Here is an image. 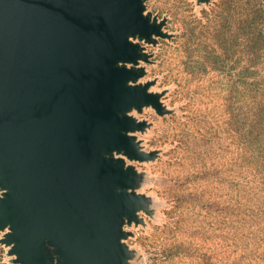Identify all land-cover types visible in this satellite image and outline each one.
<instances>
[{"label":"water","instance_id":"obj_1","mask_svg":"<svg viewBox=\"0 0 264 264\" xmlns=\"http://www.w3.org/2000/svg\"><path fill=\"white\" fill-rule=\"evenodd\" d=\"M141 0H0V228L25 264H50L45 238L64 264H119L133 195L123 164L105 153L143 159L122 115L157 104L136 70L117 67L141 54L160 24Z\"/></svg>","mask_w":264,"mask_h":264},{"label":"trees","instance_id":"obj_2","mask_svg":"<svg viewBox=\"0 0 264 264\" xmlns=\"http://www.w3.org/2000/svg\"><path fill=\"white\" fill-rule=\"evenodd\" d=\"M175 45L159 60L185 104L149 264H264V0H216Z\"/></svg>","mask_w":264,"mask_h":264},{"label":"rangeland","instance_id":"obj_3","mask_svg":"<svg viewBox=\"0 0 264 264\" xmlns=\"http://www.w3.org/2000/svg\"><path fill=\"white\" fill-rule=\"evenodd\" d=\"M215 1L216 0H200V2L208 3L207 8L201 9V13L207 11ZM142 2L144 5L143 13L145 12L146 16L150 17V21H156L160 24V34H155L158 36V39L156 41L151 38L147 39L149 43H152L153 45L157 44L158 48L148 47L147 55H141L132 63L135 64L140 59L145 60L150 66L149 75L152 77V80L148 85L144 86L149 87L159 81V87L163 89L166 85H169V83L165 82L163 78L164 74L167 73V70L165 69L167 66H165V71H163L164 69L160 65L159 59L165 54L174 57L172 54V52H174L172 48L176 46L175 40H179V36L182 35L184 22H189L198 17L193 12L194 5L190 0H142ZM131 36L135 37L134 35ZM142 51L143 49L138 47V52L140 54ZM168 67H171V65ZM138 73L136 79L145 75L143 69L139 70ZM172 85L174 84L172 83ZM136 87H139V85ZM161 95H163L162 98L165 102L170 105L171 111L164 109L159 101L157 104L150 103L155 107L158 114L147 113L146 116L142 118H146L148 124L143 122L144 126L141 129H138L141 131L146 127L150 129L149 136L151 139L149 140L148 148L151 151V154L148 156L143 155V159H133L136 160L133 162V166L139 170V175L131 167L125 170L123 165L126 179L122 190L128 192L129 189H135L137 187L142 188V195H144V197L136 196L134 191L130 193L133 195L131 208L135 210V213L140 209H143L146 212L141 217V221L137 219L136 215L133 218L127 216L123 218V223L127 220L129 223L136 222L139 225L137 228H132L129 233H124L121 230L123 236L119 240V247L121 250L119 264H126L127 260L132 258V255L135 257V264H149V253L145 249V237L153 233L156 227L161 226L166 221L164 210L167 208L168 204L165 194L172 184L171 175H174L173 172L175 169L168 163L172 160L171 151L174 146L168 141L164 142L162 136L165 134V130L169 127L171 120L175 118V116H181L182 111L180 108L185 103L176 99L175 87L170 92L166 90ZM158 97L160 99V96ZM141 108H137V110H140ZM126 112L122 115H125ZM111 154L112 152L105 153L104 155L106 158H112ZM121 162L123 164V161ZM2 229L3 228H0V230ZM125 238L126 246H131L133 248V254L130 253L127 247L121 243V240ZM0 243L11 244L13 242H10L7 236L6 240ZM44 245L45 253L50 260V264H54V261L56 264H64V259L59 253V247L52 241V239L45 238ZM137 247L140 249L139 252L136 251ZM12 252L18 255V260L13 261L12 264H25L19 253L16 251V246L12 249ZM2 256L3 249H0V257ZM144 257H147V259L145 260Z\"/></svg>","mask_w":264,"mask_h":264},{"label":"clouds","instance_id":"obj_4","mask_svg":"<svg viewBox=\"0 0 264 264\" xmlns=\"http://www.w3.org/2000/svg\"><path fill=\"white\" fill-rule=\"evenodd\" d=\"M190 2L194 5L193 7V12L197 17L200 16L201 14V9L202 8H207L208 3H203L200 2V0H190ZM144 16H146V13H143ZM152 40L156 41L158 39V36L155 34L152 35L151 37ZM128 42L131 43L132 45H137L143 51L141 52V55H147V48L148 47H153V48H158V45L155 44L153 45L152 43H149L146 38H141L139 35H136L135 37L129 36L128 37ZM117 67L119 68H125L126 70L132 71L136 70L139 71L143 69L145 72V75L139 77L135 81L129 80L128 81V86L129 87H136V86H144L148 85L152 77L149 75L150 72V66L146 63L145 60L140 59L138 60L135 64L132 62H125V61H119L117 63ZM174 85L169 84L166 85L165 88H160L159 87V81H157L156 84H152L151 86L147 87L146 92L148 95H157L160 96L159 103L161 106L166 109L167 111H171V107L169 104L165 102V100L162 98L163 94L166 90L171 91L174 89ZM147 113H153V114H158L157 110L155 107L151 104H147L142 106L140 110H137V108L133 107L130 111H127L125 115L128 118L133 119L137 124L146 122L148 124V120L145 117ZM150 129L147 127L141 131V130H135V131H128L126 135L133 140L134 147H137V151L144 156H148L151 154V151L148 148L149 145V140L151 137L149 136ZM112 158L123 161L124 169L127 170L129 167L134 169V171L139 175V170L136 169L133 166V162L136 160L130 159L127 155L124 153H117L116 151L112 152ZM135 192L136 196L138 197H144L142 195L143 189L140 187H137L135 189H129L128 192L132 193ZM7 194V189L0 188V200H3ZM148 208V205H147ZM146 211L143 209H140L136 211L135 215L139 221H141V217L144 215ZM139 224L136 222H131L129 223L127 220L123 223L121 230L124 233H129L132 228H137ZM12 232L11 225L4 226L2 230H0V242L5 241L6 237L10 235ZM121 243L126 246V238L121 240ZM15 247L14 243L11 244H6V243H0V249H3V256L0 257V264H12L13 261L18 260V255L14 252H12V249ZM128 251L133 254V248L131 246H126ZM136 251H140V249L137 247ZM11 253V254H10ZM146 260L147 257H144ZM54 264L56 262L54 261ZM126 264H135V257L132 255V258L127 260Z\"/></svg>","mask_w":264,"mask_h":264},{"label":"flooded vegetation","instance_id":"obj_5","mask_svg":"<svg viewBox=\"0 0 264 264\" xmlns=\"http://www.w3.org/2000/svg\"><path fill=\"white\" fill-rule=\"evenodd\" d=\"M141 4H142V6H143V10H142V14H143V11H144V5H143V2H142V0H141ZM144 16V15H143ZM144 17H148V18H150L149 16H144ZM152 22V21H151ZM153 23V22H152ZM134 36H136V35H134ZM140 36V35H139ZM140 37H142V36H140Z\"/></svg>","mask_w":264,"mask_h":264}]
</instances>
